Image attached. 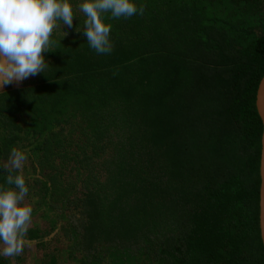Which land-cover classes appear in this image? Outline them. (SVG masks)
Here are the masks:
<instances>
[{"label":"trees","instance_id":"obj_1","mask_svg":"<svg viewBox=\"0 0 264 264\" xmlns=\"http://www.w3.org/2000/svg\"><path fill=\"white\" fill-rule=\"evenodd\" d=\"M137 3L106 14L110 54L76 17L45 73L0 92V185L26 177L29 239L61 225L52 264H264V20L247 0Z\"/></svg>","mask_w":264,"mask_h":264},{"label":"clouds","instance_id":"obj_2","mask_svg":"<svg viewBox=\"0 0 264 264\" xmlns=\"http://www.w3.org/2000/svg\"><path fill=\"white\" fill-rule=\"evenodd\" d=\"M145 7L137 0H0V89L22 82L50 66L45 54L55 50L54 36L62 30L60 42L69 35L74 18L80 17L76 31L97 54H110L112 19L143 15ZM83 16V21L81 20ZM21 169L26 154L13 148L9 157ZM0 185V255L20 254L26 243L33 207L25 203L30 188L23 174L8 175Z\"/></svg>","mask_w":264,"mask_h":264},{"label":"rangeland","instance_id":"obj_3","mask_svg":"<svg viewBox=\"0 0 264 264\" xmlns=\"http://www.w3.org/2000/svg\"><path fill=\"white\" fill-rule=\"evenodd\" d=\"M256 10H257V12H255ZM244 12H245L244 14H252V15H256V16L259 15V16H261L260 19L264 20V0H247ZM11 85H12V87L21 86L20 82L19 83L14 82ZM5 88H6V86L4 87L3 90H5ZM3 90L0 89V92H2ZM28 119L29 118L27 115L24 119H21L20 121H23L24 125H27L26 123L31 124L30 120L28 121ZM25 162L26 161H24V164H25ZM6 164L10 167L11 166L14 167L11 162H8ZM27 201H26V203H27ZM37 215H39L38 211L33 212L32 220H31L29 228L37 226L36 223H38V222H40L41 225L43 224L42 220H44L43 219L44 217H38ZM58 227H59V232H60L61 225H58ZM56 229L54 230V232L56 231ZM54 232H52V233H54ZM58 233H56L55 236L52 238H48L51 235L50 234V235L44 237L43 239H29L28 235L26 233V236H25L26 243L24 245L23 251L20 254L14 255V256H3V255H1V256L4 257L5 259H7L10 262V264H52L53 258L50 257V254L55 253L57 250V247H62L63 243H64L63 241L60 243L57 241H53ZM45 238H48V239H45ZM29 240H37V242L36 243L28 242ZM42 243H47V244L41 245ZM112 255L113 254H111V253L109 255H107L106 261H110ZM118 256H119V253H118Z\"/></svg>","mask_w":264,"mask_h":264},{"label":"water","instance_id":"obj_4","mask_svg":"<svg viewBox=\"0 0 264 264\" xmlns=\"http://www.w3.org/2000/svg\"><path fill=\"white\" fill-rule=\"evenodd\" d=\"M256 106H257L258 113H259V115L262 119L263 125H264V78L262 79V81L259 85V88H258ZM261 177H262V184H261V194H260V197H261V200H260V206H261L260 225H261L262 239L264 242V132H263V138H262ZM58 232H59V227L48 238L54 237L55 234ZM48 238H45V239H48ZM28 242L36 243L37 240H29Z\"/></svg>","mask_w":264,"mask_h":264}]
</instances>
